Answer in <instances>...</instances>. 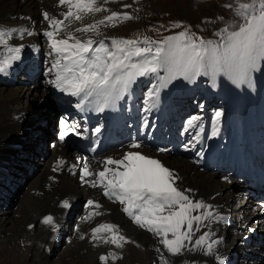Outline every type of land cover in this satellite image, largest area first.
I'll list each match as a JSON object with an SVG mask.
<instances>
[{
	"label": "bare ground",
	"instance_id": "bare-ground-1",
	"mask_svg": "<svg viewBox=\"0 0 264 264\" xmlns=\"http://www.w3.org/2000/svg\"><path fill=\"white\" fill-rule=\"evenodd\" d=\"M51 3L59 5L58 0H0V21L5 23L6 27H26L36 33L33 36L25 35L22 40L19 39L18 34H14V39L9 44H23L25 47L19 54L20 59L13 61L6 72L0 73V169H4L0 170V175L3 173L1 178L11 181L12 175L18 174L20 169L28 164H32V167L35 163L40 165L35 178L26 184L28 185L26 190H22L24 193L21 198L19 197L20 200L18 199L19 209L16 205V210L14 212L11 210V213H14L13 218L8 221L0 218V230L4 233L9 231L10 235H13V238L7 240L11 241L16 237L23 222H35L33 245H39L37 238L45 239L48 231L36 224L37 218L41 214L52 215V223L57 222L61 216V211L57 209L59 198L67 195L70 207L67 208L68 215H64L66 224L71 221L72 217L69 215L77 212L83 205L82 216L74 224L75 226L82 225L84 229H89L103 222L115 224L118 226L119 234L125 236L129 242L125 243L123 248L108 243V248L119 249L123 261L126 260L124 256L127 251H130L132 264H135L136 254L141 258V264H163L157 248L161 249L165 256L169 254L159 243L160 238L134 223L131 217L122 211L123 206L119 202L109 200L102 195L101 188H92L80 180V170L85 160L90 162V170H102L103 161L107 157L117 158L128 151H140L142 154L158 157L165 166L174 170L179 177L176 183L183 189L193 190L186 193L193 202L201 201L212 206L207 209L212 212V217L201 222L200 230L194 233L192 241L208 233L207 243L218 241L213 245V252L205 255L201 250L185 251L179 257L169 256L172 264H184L185 261L187 264H264V229L258 222L259 209L247 193L249 189L247 181H244L242 176L235 175L236 166L243 159L251 157L256 151L258 154L264 153V117L260 122L263 126H259L257 122L253 125L247 122L252 115L255 116V107L252 103L255 90L251 86L245 88L242 82L227 75V91L223 94L226 98L227 111L222 112L219 119L215 116L218 111L210 113L206 107L201 110L200 115H196L192 113V107L194 104L198 105L199 100H193L195 93L193 87L192 94L191 87H179L181 97L178 101H175L172 94L161 99V95L171 83L170 74L164 71V77L157 85H149L145 82L151 77L150 74L138 77L130 86L128 93L120 98L114 112L107 109L110 104L103 112L97 111L96 104L88 103L91 97L84 100L82 106L78 108L76 105L81 102V97L62 93L49 83L54 79V73H48L46 70L55 54L49 55V43L43 35L47 27L43 26L45 20L42 13L49 12L48 4ZM114 6L115 4H110V0L104 5L110 10ZM60 7L63 12L67 10L64 6ZM102 15L104 14H95L96 18ZM78 24L79 22H76L73 27ZM88 34H83L82 38H86ZM76 35L82 34L76 33ZM102 35L113 37L111 31ZM92 38L101 37L92 35ZM1 50V53L6 54L5 49ZM36 67L41 68L43 79L31 78ZM257 71L258 66L256 73ZM216 74H204L202 71L201 74L194 76V80L184 82L193 85L199 77L205 75L210 80L205 90V97L210 98L213 92H217ZM256 82L259 83L257 80ZM173 87H176L175 83ZM153 88L158 90L155 95H150ZM58 103L62 106V112L57 120L58 127L49 129L47 134V131L41 130L38 126L39 117L49 106ZM86 106L90 108L89 115ZM192 117L198 119L189 125L188 121ZM61 119L75 124L81 134H70L61 141L59 138ZM96 128H100V132L97 133ZM27 137L31 138L30 142L24 141ZM49 137L55 140L53 147L59 145L64 154L73 155L65 164L56 168L55 181H48L47 176L50 174L48 163L60 150L45 147L43 140L46 141ZM35 140H40L39 148L35 147ZM21 141H24L23 145L20 144ZM71 142L75 147L65 151V147ZM133 143H138L141 147L139 149L130 147ZM44 148L47 156L42 159ZM78 157L81 159H77ZM13 158L15 164L10 167L9 162ZM36 159H41L42 164L35 161ZM94 178L90 176L85 179ZM88 189H91V194H88ZM89 199L106 207L101 206L97 209L94 206H87ZM204 211L205 209H197L192 214L200 215ZM93 212H100L101 215L93 216L90 220L85 219ZM15 214H18L17 218H14ZM84 220L88 222L83 223ZM228 222H232L230 228ZM254 226H258L259 232L247 238ZM193 227L195 229L196 225L194 224ZM59 231L60 229L58 233ZM62 231L64 233L61 239L65 232H69L68 226H64ZM261 232L263 235L259 237ZM102 236L108 237L110 233ZM59 239V235L54 240L48 238L49 245L43 249L40 247L44 257L51 256L49 253L54 255L61 253L59 257L57 256L61 260L68 248L69 251L74 252L66 255L67 261L63 264H99L96 260L97 250L89 247L85 240L74 241L72 246L70 245L71 248L66 246L57 249L55 246ZM79 248L82 250L85 248L84 252L87 254H77L74 258L73 255ZM238 253L241 259L233 261L231 259L233 254ZM19 256L24 259L23 255L19 254ZM46 264L50 263L46 262Z\"/></svg>",
	"mask_w": 264,
	"mask_h": 264
},
{
	"label": "snow or ice",
	"instance_id": "snow-or-ice-1",
	"mask_svg": "<svg viewBox=\"0 0 264 264\" xmlns=\"http://www.w3.org/2000/svg\"><path fill=\"white\" fill-rule=\"evenodd\" d=\"M58 3L67 9L59 14L62 18L47 11L42 13L48 26L43 35L49 42V55L55 54L46 71L54 73V79L49 83L60 92L81 97V102L76 105L78 108L84 100L92 97L88 103L96 104V110L103 112L110 102L125 94L138 77L158 73L160 69L169 73L170 78L180 75L190 79L202 71L213 75L223 72L239 82H247L258 63L264 61V0H236L235 7L232 4L224 5L232 9L242 22L233 20L220 29L216 33L221 37L219 42L194 38V34L190 36L187 30L167 36L159 42L147 36L143 39L107 37L102 35L100 26L115 27L117 23L133 17L128 13L105 8L109 0H58ZM109 11L110 15L88 21L96 13ZM218 19L222 20L223 17ZM76 22L79 24L73 27ZM174 26L180 27V23L176 22ZM76 33L82 35L77 36ZM87 33L101 38H82ZM13 34H18L22 40L25 35L33 36L36 33L26 27L0 26V45L4 46L6 53L0 54L3 55V59H0V73L6 72L13 61L20 59L19 54L25 47L23 44H9ZM157 90L153 88L150 95H155ZM215 116L219 119L222 112H216ZM197 119L192 117L188 124L192 125ZM60 129L61 141L70 134H81L77 126L66 119L60 120ZM95 131L100 132V128ZM130 147L139 149L141 145L133 143ZM59 163L62 165L65 161L60 160ZM103 163L102 170H90V162L85 160L80 170L82 183L92 188H101L105 197L119 202L123 206L122 211L134 223L160 238L159 243L169 256L179 257L185 251L201 250L205 255L213 252V245L218 241L207 243L208 233L192 241L194 233L200 230L201 222L212 217V212L207 211L212 206L201 201L193 202L190 195L186 194L193 190L183 189L176 183L179 177L174 170L159 159L140 151H128L117 158L109 156ZM111 165L115 167H109ZM90 176L95 178L85 179ZM62 206L70 207L69 201L64 200ZM87 206L99 209L101 204L89 199ZM197 209L205 211L193 215ZM99 215L100 212L89 213L85 219L90 220ZM52 221L51 216L43 220L46 224ZM91 231L93 241L101 240L117 248H123L129 242L119 234L115 224H98ZM102 232L110 233V236H101ZM157 252H160L163 264H172L169 256H165L161 249L157 248ZM109 255L114 260L120 258L115 254ZM99 259L107 262L108 256L101 255Z\"/></svg>",
	"mask_w": 264,
	"mask_h": 264
},
{
	"label": "rangeland",
	"instance_id": "rangeland-1",
	"mask_svg": "<svg viewBox=\"0 0 264 264\" xmlns=\"http://www.w3.org/2000/svg\"><path fill=\"white\" fill-rule=\"evenodd\" d=\"M110 4H115L112 11H118L122 14L128 13L133 17V19H131V20L123 21L122 23H117L115 27H105L103 25L100 26V31L102 34L107 32V31H111L112 36L117 37V38L143 39V37L147 36L151 40L159 42V41H162L167 36H174V35H177L178 33L182 32V31L187 30V32L190 36L194 34V38H203L204 40H213L215 42H219L221 37L216 35V33L219 32L220 29L227 26L229 24V22L233 21V20L237 21V23L242 22V20L239 17H236L234 15V12L232 9L224 7V5H226V4H232L233 7H235L236 6V0H110ZM124 5H131V7H124ZM51 7H53V6H51ZM106 15H110V13L104 14L103 17ZM218 17H223V19L222 20L218 19ZM91 21H93V20H91ZM176 22L180 23V27L174 26V24ZM172 23H173V25H171ZM188 25H191V27L188 28ZM197 42H199L198 39H197ZM141 46H143V45H141ZM2 47H4V46L0 45V54L2 52V50H1ZM261 68H262V72H264V61H260V64L258 65V71H257V73H256V70L253 71L252 72L253 75L258 74V72ZM164 74H165L164 70L160 69L158 71V73L150 74L151 77H148L145 80V82L149 85H157L158 83H160L162 81ZM36 76H37V74L34 75V77H36ZM41 79H42V77H41ZM194 79H195L194 76L190 79H187L184 76H180V75H177L174 78H171V83L167 86L166 90L161 95V99H163L169 93H172L173 97H175L178 94V92H177L178 88L173 87L174 83H176L177 81L182 83L185 80L192 81ZM209 81L210 80L208 77L205 78V75H202L197 80V82L194 84L195 96L201 95V97L199 98L200 106H194L193 107V113H195L197 115H200V110L206 106L207 101L205 99V88H207ZM215 81L217 84H219V85H217V91H219V92H213L212 96L208 99L209 103L207 104V107L211 106V108H215L216 106L222 107V103L225 101L223 94L227 91V86H226L227 76L223 72H219V74L215 77ZM242 84H243V82H242ZM249 86H251L255 90V92L253 93L252 103L254 104L255 113H256L259 106H261L263 104V99H264V90H263L264 87L263 86H264V84L260 86V84L257 83L256 80H253ZM244 87L247 88L245 85H244ZM191 89H192V87L190 88V92L192 94ZM120 98L118 100H115L114 102H110L109 104H113V105H110L107 109L115 108L117 103L119 102ZM32 104L33 103H31L30 105L32 106ZM52 106L53 105L49 106L50 109L52 108ZM55 106L56 105H54V107L52 108V110H54V114L56 113V110H57V108ZM47 110L48 109H46V111ZM44 117H45V113H43L40 116L39 125L42 122V119ZM48 124H49V122H48ZM45 130H47V133H48V127H46ZM30 139H28V137H27L24 141L28 140L30 142ZM47 142H49V141H46V146L48 145ZM23 144H24V142H23ZM23 144H21V145H23ZM74 146L75 145L73 143H71L70 145L67 146L66 151H68L70 147L72 148ZM46 148L52 149L49 146H47ZM46 156H47V154H46ZM71 156L72 155H70V153H67L66 155H64V153L62 151H57L51 157V160L49 161L48 166L52 165L55 167V166L60 164L59 163L60 160L65 161L66 158L71 157ZM35 161H39L40 164H42V162H43L41 159H39V160L36 159ZM39 168H40V165L39 164L37 165L35 163V166L33 167V169L25 170L22 174V178L19 180H15L8 191H6V192L1 191L2 192V193H0V218L1 219L3 218L4 220L6 219V221H8L9 219L13 218L14 213H11V210L14 212L17 208L16 205L18 206V209H19V207H20L19 200L24 193L23 191L27 189L26 186H28L26 184L30 180L35 178V175H36L37 171L39 170ZM24 176H25V179H24ZM1 190H3V189H1ZM9 205H12V206H9ZM6 206H8V207H6ZM4 207H6V208H4ZM1 208H4V209H1ZM82 209H84L83 205L81 206V208L77 212H75V214H77V215H78V213H80L79 216H77L74 219H71V221H69L70 224L71 223L75 224L78 220H80V217L82 216V214H81ZM46 216H48V215H45L44 217H46ZM49 216H52V215H49ZM17 217H18V214H15L14 218H17ZM86 222H88V221H85V220L83 221V223H86ZM36 224L40 225L37 222H36ZM58 224H62V222L59 221ZM70 224L68 227V231L70 228ZM30 225H31V227H30ZM25 226H26V228H25ZM34 228H35V222H33V223L23 222L19 228V233H17L16 237L11 241H8L7 239L13 238V235H10L9 231H6V233H4V232H2V230H0V264H24V263L25 264H35L36 262H37L36 264H46V262H48L50 264H54V263L63 264L64 262L66 263L67 257H68L66 255L74 252V251L73 252L69 251L70 249H68V248L64 252L65 254L63 253V255H62L63 259L61 258V260L58 259L59 255L61 253H58L59 255H54L52 253L51 254L49 253V255H51V256H48V258L44 257V255L41 253V251L43 252V250H41V248L42 249L45 248V245H46L47 240H48V236H50L56 230V226L55 225H48L46 227H43L46 231H48V233L46 234L45 239L37 238V242L41 243V244L39 243V245H37V244L33 245V238L35 236ZM70 232H71V230H70ZM63 233H64V231L61 232V229H60V231L58 233V235L60 236L59 240H61ZM66 234H68V232H65V235ZM5 235L7 238L4 239ZM9 235H10V237H8ZM41 240H43V241H41ZM34 246H36L35 247L36 249L34 248ZM59 246L60 247H58L57 249H62L61 247L63 245H59ZM68 246H70V245H68ZM71 246H70V248H71ZM56 247L57 246H55V248ZM91 248L93 250L95 249V251L97 250L96 251V254H97L96 260L99 264H108V262L101 261L99 259V257L101 255H105V256L109 257L110 252H109L108 247L98 245V246H91ZM84 250H85V248H83V250L79 248L77 251H75L76 254L73 255L74 258L77 254L78 255L79 254L80 255L87 254V252H84ZM46 251H47V249H46ZM66 252H67V254H66ZM69 252H71V253H69ZM77 252H79V253H77ZM129 252L130 251H127V253L124 256V257H126L125 261L122 260V258H123V256H122L118 259V261L120 260L119 262H116L113 264H132L133 262H131V261H133V260H132L131 254ZM19 254L23 255L24 259H21ZM24 254H25V256H24ZM38 257L39 258L41 257V259H39ZM33 258H35V259H33ZM15 259H17V261ZM32 259H33V261H32ZM64 259H65V261H64ZM46 260H48V261H46ZM94 260H95V257H94ZM136 260H138V261H136ZM43 261H45V262H43ZM52 261H54V263ZM134 262H135V264H141L142 263L141 258L137 254H136V258H135Z\"/></svg>",
	"mask_w": 264,
	"mask_h": 264
}]
</instances>
